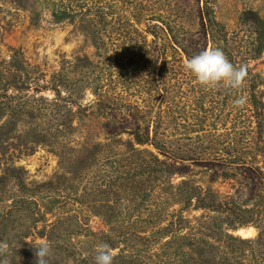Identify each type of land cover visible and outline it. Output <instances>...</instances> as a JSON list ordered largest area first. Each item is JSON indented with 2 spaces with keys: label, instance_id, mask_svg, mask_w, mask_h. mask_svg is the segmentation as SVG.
Wrapping results in <instances>:
<instances>
[{
  "label": "rangeland",
  "instance_id": "obj_1",
  "mask_svg": "<svg viewBox=\"0 0 264 264\" xmlns=\"http://www.w3.org/2000/svg\"><path fill=\"white\" fill-rule=\"evenodd\" d=\"M209 3L215 22L227 28L231 39L254 40L253 28L242 22V16L247 10L264 15V0ZM106 4L110 22L102 40L109 51L93 37L88 19L74 16L58 23L47 0H0L3 79L14 82L0 91V242L9 247L0 255L2 264H37L36 256L30 262L24 256L36 252L29 241L51 245L48 264H79L78 255L65 250L64 239L78 241L85 232L82 224L74 220L52 228V222L77 214L98 231L105 229L103 219L113 214L108 207L142 202L140 195L125 187L126 182L121 183L120 193L114 186L130 169L126 166L130 147H140L130 143L127 131L138 124L136 118L146 119L136 106L148 104L156 110L160 100L150 99V94L159 95L161 76L173 75L178 65L171 51L162 69L165 62L158 51L173 39L148 34V47L146 30L150 27L164 36L160 25H165L171 36L187 31V40H200L202 4L198 0H101V6ZM141 13L142 17L153 13L155 19H139ZM250 65L259 77L264 101V54ZM119 130L125 131L123 142L114 146L119 137H111ZM144 147L166 160L154 147L140 148ZM170 162L177 173L191 174L199 184L216 189L224 201L261 204L259 180L223 179L229 171L224 165ZM260 165L264 169L263 162ZM235 217L231 220L237 225L251 220ZM255 218L262 220H251L235 233L256 237L257 225L264 224L263 212ZM241 230L250 231L249 235Z\"/></svg>",
  "mask_w": 264,
  "mask_h": 264
},
{
  "label": "trees",
  "instance_id": "obj_2",
  "mask_svg": "<svg viewBox=\"0 0 264 264\" xmlns=\"http://www.w3.org/2000/svg\"><path fill=\"white\" fill-rule=\"evenodd\" d=\"M47 1L58 23L74 16L90 20L93 37L109 51L102 40L108 33L109 4L101 6V0ZM198 1L202 4L200 40H187V31L181 36H171L165 25H160L164 36L150 27L146 30L148 47H151L148 34L154 39H173L163 43L164 47L158 51L165 62L162 69H166L171 51L178 65L173 75L161 76L159 95L150 94V99L160 100L156 110L148 104L136 106V112L146 119L141 122L136 118L138 124L127 131L130 143L152 146L166 157L163 160L148 147H130L132 152H128L130 161L126 165L130 169L124 180L115 182L114 186L120 193L121 183L126 182L125 187L140 195L142 202L108 207L113 214L103 219L105 229L98 231L77 214L50 224L52 228L74 220L82 224L85 232L79 234L78 241L64 239L65 250L76 253L79 264H95V249L100 244H107L114 252L113 264H264V224L257 225L256 237L235 233L251 220L260 223L262 219L255 217L262 212L264 220V208L261 209L264 169L260 165L264 164V101L259 77L250 65L251 60L264 54V15L247 10L242 16V22L253 28V41L231 39L227 28L215 22L209 0ZM179 9L185 14V8L179 6ZM153 13H145L143 17L141 13L139 19L153 21ZM210 48L221 49L236 67L246 65L247 78L240 89H228L222 84L203 87L185 69L187 59ZM150 54L154 55L153 51ZM2 65L0 61V91L14 85L4 81ZM241 96L245 103L237 107L235 100ZM123 133L124 130H119L112 135L111 139L119 137L113 140L114 146L122 144ZM172 159L228 166L223 179L259 180L262 188L257 197L261 204L249 206L224 201L216 189L204 187L191 174L177 173ZM176 176L181 180L176 181ZM200 210L203 212L195 214ZM235 216L251 220L237 225L231 220ZM24 256L30 262L36 255L29 252Z\"/></svg>",
  "mask_w": 264,
  "mask_h": 264
},
{
  "label": "clouds",
  "instance_id": "obj_3",
  "mask_svg": "<svg viewBox=\"0 0 264 264\" xmlns=\"http://www.w3.org/2000/svg\"><path fill=\"white\" fill-rule=\"evenodd\" d=\"M185 69L191 73L198 83L206 88L224 85L228 89H240L247 78V67L234 66L221 49L210 48L187 59ZM245 103L243 96L235 100V106ZM36 249L37 264H48L51 245L45 241H29ZM9 251L7 243L0 242V255ZM95 264H113L114 252L107 244H100L95 249ZM2 264V262H0Z\"/></svg>",
  "mask_w": 264,
  "mask_h": 264
},
{
  "label": "bare ground",
  "instance_id": "obj_4",
  "mask_svg": "<svg viewBox=\"0 0 264 264\" xmlns=\"http://www.w3.org/2000/svg\"><path fill=\"white\" fill-rule=\"evenodd\" d=\"M240 232H241V234H243V235H249V232H250V231L245 232V231L241 230Z\"/></svg>",
  "mask_w": 264,
  "mask_h": 264
}]
</instances>
